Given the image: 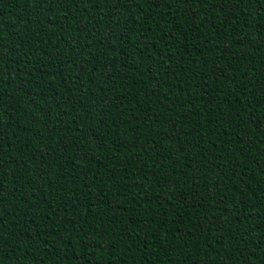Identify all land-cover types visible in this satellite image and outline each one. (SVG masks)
<instances>
[{"label": "trees", "instance_id": "trees-1", "mask_svg": "<svg viewBox=\"0 0 264 264\" xmlns=\"http://www.w3.org/2000/svg\"><path fill=\"white\" fill-rule=\"evenodd\" d=\"M0 264H264V0H0Z\"/></svg>", "mask_w": 264, "mask_h": 264}]
</instances>
